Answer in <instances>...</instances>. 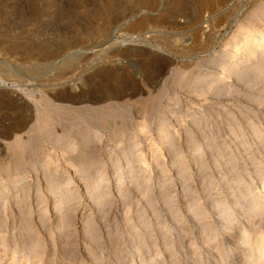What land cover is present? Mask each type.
<instances>
[{
  "label": "rangeland",
  "instance_id": "rangeland-1",
  "mask_svg": "<svg viewBox=\"0 0 264 264\" xmlns=\"http://www.w3.org/2000/svg\"><path fill=\"white\" fill-rule=\"evenodd\" d=\"M262 33L264 0H0L1 264H264Z\"/></svg>",
  "mask_w": 264,
  "mask_h": 264
},
{
  "label": "bare ground",
  "instance_id": "bare-ground-1",
  "mask_svg": "<svg viewBox=\"0 0 264 264\" xmlns=\"http://www.w3.org/2000/svg\"><path fill=\"white\" fill-rule=\"evenodd\" d=\"M247 37V36H246ZM251 38V37H250ZM250 44V45H249ZM123 45V44H122ZM243 46H245V47H247L246 49H248V50H251V52H252V54L254 55V54H256L257 52H259L258 50L260 49V48H264V33H262L261 35H257V36H255L254 37V39L253 40H246L245 41V44L243 45ZM250 46V47H249ZM124 47V46H123ZM244 47V48H245ZM142 48V47H141ZM140 48V49H141ZM251 48V49H250ZM143 49V48H142ZM239 49V48H238ZM123 50V49H122ZM137 50V49H136ZM138 51V50H137ZM145 51V50H144ZM143 51V52H144ZM145 52H147V53H151V55H152V53H156V54H158V55H160V57L162 56V55H164V56H162V57H166V59H164V60H162V61H164L165 63H164V65H163V63H161L163 66H162V70L161 71H159V72H157L158 74L156 75V78L154 79V82H155V84L159 81V79L161 78V76L164 74V73H166V69H167V67L170 65V64H172V60H171V58L170 57H167V56H165L166 54L163 52V53H161V52H159V51H154V50H152V49H150V50H146ZM145 52H144V54H145ZM262 52H263V50H262ZM155 54V55H156ZM261 54V53H260ZM153 56V55H152ZM155 57V56H154ZM159 57V58H160ZM259 61V60H258ZM94 62V61H93ZM130 63V62H129ZM114 65V64H113ZM160 69V68H159ZM139 70V69H138ZM99 71V70H98ZM165 71V72H164ZM85 72V71H84ZM87 72V71H86ZM100 72V71H99ZM110 73V72H109ZM115 73V72H114ZM144 74V73H143ZM63 76V75H62ZM122 76V75H121ZM80 77V76H79ZM37 78V77H36ZM116 78H118V76L116 77ZM127 78V77H126ZM134 78V77H133ZM37 80V79H36ZM64 80V79H63ZM82 80V79H81ZM126 80V79H125ZM152 81H153V79H152ZM88 82V81H87ZM119 82V81H118ZM45 83V82H44ZM53 83V82H52ZM109 83V82H108ZM114 83V82H113ZM48 84V83H47ZM45 87V86H44ZM103 92V91H102ZM107 94V93H106ZM106 94H105V96H106ZM84 95V94H83ZM108 95V94H107ZM76 96V95H75ZM106 97H108V96H106ZM110 97V96H109ZM116 97V96H115ZM92 98V97H91ZM97 98V97H96ZM111 114H112V112H111ZM111 114L109 113V115L111 116ZM9 116V115H8ZM8 119V118H7ZM25 119V118H24ZM88 120V119H87ZM84 121V120H83ZM62 122V121H61ZM116 122V121H115ZM114 122V123H115ZM80 124V123H79ZM84 124V123H83ZM109 125V124H108ZM115 125V124H114ZM76 126V125H75ZM79 126V125H78ZM115 127V126H114ZM68 130H69V128L68 127H66ZM108 128V127H107ZM64 129V128H63ZM114 129V128H113ZM84 132V131H83ZM166 135V134H165ZM93 138V137H92ZM35 143H36V141H35ZM165 146V145H164ZM24 147V146H23ZM196 153V152H195ZM196 156H194V158H195ZM19 160V159H18ZM151 162V161H150ZM153 162V161H152ZM145 163V162H144ZM154 163V162H153ZM174 164V163H173ZM153 165V164H152ZM151 165V166H152ZM259 165V164H258ZM261 166V165H260ZM133 173H134V171H133ZM118 174V173H117ZM131 174V173H130ZM122 175V174H121ZM103 177V176H102ZM123 176H121V178H122ZM11 179V178H10ZM149 179V178H148ZM13 180V179H12ZM15 180V179H14ZM99 180V178L98 179H96V185L97 186H102L101 184V180H100V182L98 181ZM123 180V179H122ZM164 181V180H163ZM124 182V181H123ZM15 183V182H14ZM263 183V182H262ZM20 185V183H17L16 182V185ZM78 184H80L77 180H76V178H74V179H72L71 181H69L68 182V185L67 186H78ZM106 184L109 186L110 185V182L109 181H107L106 182ZM87 185V187H86V193H85V197H93L92 196V192H91V190H90V188H89V186H91L90 185V183H87L86 184ZM122 184L121 183H118V186H121ZM264 185V184H263ZM49 186H52V185H49ZM116 186H117V184H116ZM262 187H264V186H262ZM110 189H111V187H110ZM75 190V192H79L80 190L79 189H74ZM262 190V189H261ZM73 191V190H72ZM138 191V190H137ZM41 192H43V191H41ZM70 193L71 191L69 190V189H67L66 191H64V193ZM259 192H260V190H259ZM264 192V191H263ZM39 193V192H38ZM125 193V192H124ZM42 194V193H41ZM43 195V194H42ZM69 195V194H68ZM103 196H105V194H103V193H101V195H99L98 197L99 198H102ZM145 196V195H144ZM70 197H73V196H71L70 195ZM59 198V197H58ZM60 201V200H59ZM61 202V201H60ZM55 203V202H54ZM217 204V203H216ZM257 203H255L254 205H256ZM258 204H260V203H258ZM112 205V204H111ZM253 206V205H252ZM257 206V205H256ZM56 207L58 208V206L56 205ZM55 207V208H56ZM95 208H97V207H95ZM227 208V207H226ZM254 208H255V206H254ZM257 208V207H256ZM196 209V208H195ZM221 210H223V209H221ZM221 212V211H220ZM224 212V211H223ZM225 213V212H224ZM130 215V214H129ZM224 215V214H223ZM222 219V218H221ZM146 221V220H145ZM231 221V220H230ZM230 221H228L227 223H226V225H225V228H227V230L229 229V230H231L232 229V225H230L231 223H230ZM262 221V220H261ZM263 222V221H262ZM261 223V222H260ZM26 226V225H25ZM257 228H258V225L256 226ZM259 227H260V225H259ZM253 228V227H252ZM255 228V227H254ZM262 229V228H261ZM226 231V230H225ZM219 232V231H218ZM230 232V231H229ZM231 232H233V231H231ZM231 232L229 233V235L231 234ZM226 233V232H225ZM256 233H259V232H254V234H256ZM254 234H252V235H254ZM232 236V235H231ZM256 235H254V237H255ZM244 237V235H242V237L239 235V237H234V239H236V240H234L235 241V244H237V245H234L235 246V248L236 249H239V248H241L240 247V245L239 244H241V242H239L240 240H242V238ZM216 238V237H215ZM34 239V238H33ZM256 240H260L259 241V243L262 241V240H264V236H263V234H262V236H260V237H257V238H255ZM20 240V239H19ZM254 240V239H253ZM252 240V241H253ZM32 241V240H31ZM248 241H249V239H248ZM259 243L257 244V245H259ZM261 244V243H260ZM15 245V244H14ZM261 247V246H260ZM259 246H258V250H257V252H256V254H258L259 255V257H263V255H262V251H261V249L262 248H260ZM257 249V248H256ZM34 251V250H33ZM207 252H208V250H207ZM212 252V251H211ZM37 253V252H36ZM209 253V252H208ZM254 253L255 252H253V255H254ZM14 255V259L13 260H16L15 259V257H16V254H17V251H14V253H13ZM36 255V254H35ZM137 255V254H136ZM141 256V255H140ZM257 256V255H256ZM259 257L258 258H256V261H259ZM261 257V258H262ZM31 258L32 257H28V264L31 262ZM154 258V257H153ZM217 258V257H216ZM260 258V259H261ZM221 260H223V259H221ZM255 261V262H256ZM138 262V261H137ZM0 264H1V262H0ZM255 264V263H254Z\"/></svg>",
  "mask_w": 264,
  "mask_h": 264
}]
</instances>
